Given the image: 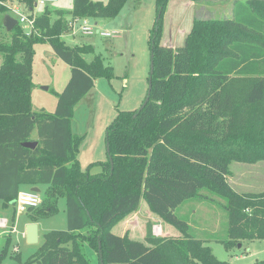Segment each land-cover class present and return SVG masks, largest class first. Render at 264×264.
Masks as SVG:
<instances>
[{
    "label": "trees",
    "instance_id": "16d2710c",
    "mask_svg": "<svg viewBox=\"0 0 264 264\" xmlns=\"http://www.w3.org/2000/svg\"><path fill=\"white\" fill-rule=\"evenodd\" d=\"M6 1L0 0L2 13L8 11ZM21 1L34 8V0ZM126 1L72 0L67 14L110 19ZM167 3L155 0L148 101L140 110L118 111L105 130V161L85 169L77 158L82 136L71 129L73 109L96 78H112V67L97 54L85 59L93 53L92 44H66L63 11L51 21L45 9L34 18L36 33L26 35L17 23L10 39L0 40L1 207L13 203L22 185H44L40 205L28 209L29 221L55 212L59 197L67 215L66 230L44 233L35 254L26 261L15 256L9 264H92L85 246L96 252L97 264H228L175 212L195 197L224 198L228 236L221 242L226 249L264 239V190L238 193L226 178L232 162L264 160V0L236 2L232 18H194L176 47L160 43ZM36 43H47L71 67L52 113L32 110ZM25 141L37 145L25 147ZM95 164L102 170L91 173ZM141 200L181 236L156 237L151 223L145 232L150 245L114 234L112 227ZM9 243L7 235L0 262Z\"/></svg>",
    "mask_w": 264,
    "mask_h": 264
},
{
    "label": "rangeland",
    "instance_id": "374dc122",
    "mask_svg": "<svg viewBox=\"0 0 264 264\" xmlns=\"http://www.w3.org/2000/svg\"><path fill=\"white\" fill-rule=\"evenodd\" d=\"M239 1L242 0H168L163 13L160 43L170 47L182 45L194 18H230L228 14L231 6ZM5 5L7 8L16 7L28 18H35L36 13L48 9L50 20L53 21L58 17L56 11L59 9L65 12L64 17L68 16L67 11L72 8V0H57L46 5H37L32 10L21 0H7ZM8 13L17 19L16 13L11 10ZM3 15L4 13L0 12V23ZM156 17L155 0H127L116 17L96 21L101 29L117 31L116 35L110 37L98 33L71 35L69 31L62 34L67 45L92 44L93 53L86 54L85 59L90 61L94 55H100L104 64L111 66L113 72L110 79L96 78L94 86L73 109L71 129L73 133L82 136L77 158L83 169L90 163L105 161V130L118 111L138 109L145 98L150 64L149 35ZM91 21L94 22L92 19ZM19 25L26 35L37 32L28 24ZM0 40L8 41L2 36ZM70 74L71 67L60 59L47 43L34 44L32 110L54 112L57 94L69 81ZM32 135L35 137L36 131H33ZM101 170L102 167L95 164L91 168V173ZM263 173L264 165L263 168L259 167L257 175V186L260 189L264 188ZM43 188L39 191L42 197ZM221 203H224L222 197L216 200L189 198L181 203L175 212L188 221L189 232L210 246L218 259L228 264H264V239L243 240L238 242L240 246L237 243L229 249L224 247L221 240L228 236V218ZM56 208L55 212L38 220V242L28 243L21 234L28 219V209L17 212L13 203L6 208H2L0 204V215L6 216L8 221L7 227H0V252L7 235L10 237L7 254L0 264L14 262L15 256L21 261H26L38 250L44 233L51 230H66L67 215L63 197L57 199ZM147 223L152 224V232L156 237L181 236L176 228L150 212L144 200H141L135 212L118 221L111 231L116 235H127L130 239L150 245L145 238ZM85 253L92 264H97V254L94 250L85 246Z\"/></svg>",
    "mask_w": 264,
    "mask_h": 264
},
{
    "label": "built area",
    "instance_id": "2783aa9c",
    "mask_svg": "<svg viewBox=\"0 0 264 264\" xmlns=\"http://www.w3.org/2000/svg\"><path fill=\"white\" fill-rule=\"evenodd\" d=\"M56 1L57 0H35V5H46ZM10 10L16 13L18 23L28 24L29 27L33 26L34 18H28L27 15L20 12L16 7L13 8V6H11L8 8V11ZM67 27L71 35H92L93 33H98L101 36L110 37L117 34V31L114 30L101 29L98 27L96 21L92 22L91 19L87 17L70 16L67 19ZM40 203L41 195L39 192L31 189L18 191L16 198L13 201V205L17 212H24L29 208H36L40 205ZM0 227H7V220L5 218H0Z\"/></svg>",
    "mask_w": 264,
    "mask_h": 264
},
{
    "label": "crops",
    "instance_id": "0c3cea01",
    "mask_svg": "<svg viewBox=\"0 0 264 264\" xmlns=\"http://www.w3.org/2000/svg\"><path fill=\"white\" fill-rule=\"evenodd\" d=\"M5 4H6V2H5ZM34 7H36L35 1H34ZM58 11H62V10L59 9ZM8 12L9 11H7L6 13H8ZM42 12L36 13V15L38 16ZM228 15H230V18L233 17V7L232 6L230 8V11H229V14ZM3 16H2V19H3ZM69 17H70V15H68L66 17V19H68ZM2 19H1V23H0L1 24V26H0V36L4 37L6 40H8V38L11 35V33H10L11 30L10 31H7L4 28V26L2 25ZM105 152H106V148H105ZM263 165H264V160L263 161H258V162H255V163H246V164H244L243 162H241V163H239V162H232L229 165L230 174L226 177L227 178V182L238 193H245V192L255 193V192H260V191L264 190V188H261L260 189L257 186L258 185V183H257L258 176L257 175L259 173V167L263 168ZM32 187L39 188V191H41V189L43 187L45 188L44 185H37V186L22 185L20 187V190L31 189ZM0 218H5L6 219V216L5 217H2L0 215ZM29 222H31V221H29V219H27V221L25 223V226ZM7 223H8V221H7ZM11 225H12L11 228L13 230L14 229L13 228L14 224L12 223ZM37 226L39 228V222H37ZM21 234L25 237V227L22 230ZM38 237H39V234H38Z\"/></svg>",
    "mask_w": 264,
    "mask_h": 264
},
{
    "label": "water",
    "instance_id": "95a60500",
    "mask_svg": "<svg viewBox=\"0 0 264 264\" xmlns=\"http://www.w3.org/2000/svg\"><path fill=\"white\" fill-rule=\"evenodd\" d=\"M18 23L17 19L11 16L9 13H5L2 19V25L7 31H10L13 29V27ZM153 54H150V64H149V76H148V85H147V92L146 97L144 98L141 106L138 108L139 110L146 104L148 101V96L151 90V75L153 72V61H152ZM23 146L34 148L37 145V141H25L22 143ZM106 151L108 152V145L105 144ZM110 160V157H109ZM110 165L112 168V162L110 160ZM31 190L39 192V188L32 187ZM25 238L28 243H37L38 242V226L37 222H29L25 226ZM238 246L240 244L238 243ZM98 247L100 249V244H98Z\"/></svg>",
    "mask_w": 264,
    "mask_h": 264
}]
</instances>
